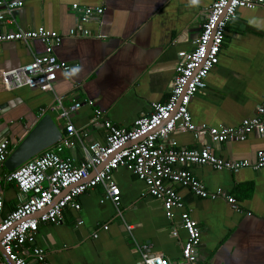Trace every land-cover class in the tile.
Instances as JSON below:
<instances>
[{
    "label": "crops",
    "instance_id": "1",
    "mask_svg": "<svg viewBox=\"0 0 264 264\" xmlns=\"http://www.w3.org/2000/svg\"><path fill=\"white\" fill-rule=\"evenodd\" d=\"M21 1L15 22L7 27L43 26L62 34L54 53L70 69L57 72L53 93L7 88L1 73L29 63L34 54L43 52V44L37 40L29 46L0 43V141L6 138L11 147L33 126L39 109L54 102V96L61 98L63 107L94 100V108L104 119L121 128L131 127L140 114L150 111L152 103L167 100L174 67L181 54L192 48L202 14L213 0ZM72 4L102 9L84 24L92 36L67 37L76 24ZM263 101L264 8H240L226 26L218 64L188 109L195 127H235L254 117ZM49 114L57 125L62 124L55 113ZM70 121L86 134L87 141H104L105 129L101 120H94L92 108L81 107L70 115ZM167 139L177 147H201L191 133L182 130ZM206 143L220 159L254 162L256 152L264 151V134L252 132L242 142ZM61 156L76 163L81 159L77 146L63 149ZM186 168L209 191L221 189L234 197L240 208L235 211L222 198H200L174 186L200 229L199 264H264V168L236 173L209 165ZM114 179L120 190L117 210L109 200L101 202L104 191L96 186L78 198V211L64 210L60 224L38 226L33 245L46 252L48 264H143L135 244L146 245L148 252L172 264H183L180 250L186 233L180 227V212L175 210L173 219H166L161 202L150 197L144 184L125 168H119ZM20 198L16 189L7 186L9 208ZM28 264L36 263L30 260Z\"/></svg>",
    "mask_w": 264,
    "mask_h": 264
},
{
    "label": "built area",
    "instance_id": "2",
    "mask_svg": "<svg viewBox=\"0 0 264 264\" xmlns=\"http://www.w3.org/2000/svg\"><path fill=\"white\" fill-rule=\"evenodd\" d=\"M22 7L21 0H0V43L20 42L30 45L33 41L43 44V52L34 54L32 60L18 68L3 71L1 77L7 88L28 87L41 92H52L58 71L67 72L70 66L59 60L54 49L64 36L40 26L31 30H11L15 13ZM264 8V0H213L203 12L200 30L192 42V48L181 54L174 67L168 98L163 103H152L147 114H140L129 128H121L103 118L94 108V100L73 101L63 107L61 98L39 109V115L55 113L62 121V137L52 147L11 171H2L10 149L6 138L0 141V264H48L46 252L35 245V234L40 224L58 225L63 212L69 208L80 209L78 198L85 192L100 186L104 191L101 200H109L116 208L120 190L114 174L125 168L145 186L146 193L161 202L166 219L172 220L175 210L180 212V227L186 233L181 243V262L199 264L197 248L200 229L184 207L174 186L185 188L193 195L210 200L224 199L235 211H240L235 198L221 189L209 191L186 167L209 165L215 170L236 173L242 169L264 168V151L256 152L254 162L223 160L212 152L210 144L227 140L242 142L256 132L264 134V101L256 107L254 117L244 119L235 127H195L188 109L191 99L206 87V78L215 65L223 44L224 32L229 22L236 18L240 8ZM76 24L69 28L67 37H90L84 24L99 16V7L71 5ZM92 108L94 120H101L105 129L103 142L87 141L71 123L70 115L81 107ZM175 130L192 134L200 142L199 148L177 147L168 136ZM77 146L80 162L64 158L65 148ZM5 169V168H4ZM12 186L21 195L13 208L4 213L5 192ZM81 222H78V224ZM130 230L131 226H127ZM173 237L177 232H171ZM97 235L94 234V237ZM143 264H172L160 254L148 252L146 245L135 244Z\"/></svg>",
    "mask_w": 264,
    "mask_h": 264
},
{
    "label": "water",
    "instance_id": "3",
    "mask_svg": "<svg viewBox=\"0 0 264 264\" xmlns=\"http://www.w3.org/2000/svg\"><path fill=\"white\" fill-rule=\"evenodd\" d=\"M61 137L62 126L55 123L51 114L36 116L33 126L10 150L3 167L7 171L17 168L45 149L52 147Z\"/></svg>",
    "mask_w": 264,
    "mask_h": 264
},
{
    "label": "trees",
    "instance_id": "4",
    "mask_svg": "<svg viewBox=\"0 0 264 264\" xmlns=\"http://www.w3.org/2000/svg\"><path fill=\"white\" fill-rule=\"evenodd\" d=\"M13 147L9 146V149L11 150ZM2 171H5L4 168H2ZM11 208L8 207L7 203L4 202V213L10 210Z\"/></svg>",
    "mask_w": 264,
    "mask_h": 264
},
{
    "label": "clouds",
    "instance_id": "5",
    "mask_svg": "<svg viewBox=\"0 0 264 264\" xmlns=\"http://www.w3.org/2000/svg\"><path fill=\"white\" fill-rule=\"evenodd\" d=\"M193 3H195V0H193ZM78 69H73V71H77Z\"/></svg>",
    "mask_w": 264,
    "mask_h": 264
}]
</instances>
